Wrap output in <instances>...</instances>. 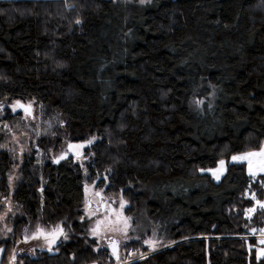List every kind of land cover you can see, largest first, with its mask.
Segmentation results:
<instances>
[{"label": "trees", "instance_id": "obj_1", "mask_svg": "<svg viewBox=\"0 0 264 264\" xmlns=\"http://www.w3.org/2000/svg\"><path fill=\"white\" fill-rule=\"evenodd\" d=\"M5 98L51 104L75 140L97 134L86 151L90 173L107 176L99 186L122 191L130 210L147 198L177 222L182 241L129 264H264L255 238L239 237L261 222L246 221L253 199L244 194L262 198L264 177L251 180L245 163H227L218 181L207 172L264 141V0H0ZM33 163L12 195L24 214L14 238L35 221H60L72 235L56 253L16 264H113L76 219L79 167L45 163L41 183ZM10 166L2 153V193ZM10 245L0 241V264Z\"/></svg>", "mask_w": 264, "mask_h": 264}, {"label": "rangeland", "instance_id": "obj_2", "mask_svg": "<svg viewBox=\"0 0 264 264\" xmlns=\"http://www.w3.org/2000/svg\"><path fill=\"white\" fill-rule=\"evenodd\" d=\"M17 101L25 106L30 104V114L26 113L19 106L13 111V105H16ZM197 101H202L203 103L205 98H197L194 96L191 99V104L196 107L201 106L202 103L198 104ZM100 139L97 134H87L82 140H75L69 130L66 118L51 104H43L30 98L24 100H7L5 98L0 101V155L6 153L11 158L6 192L2 193L0 188V241L6 239L11 241V245L8 248V264L18 263V256L21 255L35 257L37 253L43 251L54 254L56 253L55 247L60 242L68 241L72 235L69 226L67 225L66 227L60 221L50 224L35 221L22 228L20 238H14V223L20 218H23L24 214L21 207L13 202L12 195L19 182L22 181L21 170L25 162L31 158L34 160L33 167L38 171L37 174L39 175L41 183H44L41 170L45 163L57 164L71 158L72 162L79 167L83 200L77 209L78 216L76 219L81 224H85V235L96 242L95 251L107 249L108 254L112 255L109 252V244L113 240L118 242L119 261L115 259L113 264H129L133 261L140 260L141 254L145 258L182 241L177 240V235L181 231L177 222L175 223V220L166 211L159 210L155 212L153 209L148 208L146 205L147 198L143 199L139 210L134 211L129 209L130 203L123 197L122 191L118 193H106L105 188L99 186L103 179L106 181L107 176H95L90 173V167L93 165V154L88 153L86 150ZM89 141L92 142L88 143ZM70 144L83 145L78 150L79 155H77L76 149H69L68 146ZM261 146H264V141H262ZM259 149L235 153L227 161L223 160L225 165L220 177L224 174L227 163H245L246 172L249 175L247 162H233L232 157L246 152L258 151ZM61 156H64V158L60 159ZM219 167L218 163L211 169L218 170ZM207 172L210 173L214 181H218L212 171L208 169ZM262 176L264 177V173H258L255 177L250 176V178L251 180H256ZM262 182L264 185V179ZM141 190H144L142 186H140ZM252 194L255 193L247 191L244 197H252ZM255 197L256 200L264 202V194L262 198H258L256 195ZM121 198L125 201V207L123 209L120 207ZM256 200H253V205L249 207H255L256 211L249 213L247 211L249 208H247L244 215L248 222L249 220L251 222H261L258 223L259 226L257 227L247 225L249 227L246 231L249 234H244L245 236L239 237L245 239L255 238L256 250L250 248V244L248 243L247 250L253 249L257 256V250L264 248V244L260 243L264 239V234L261 231L264 230V217L263 220L260 217L264 215V209H261L256 204ZM102 205L103 209H101ZM118 215L128 218L127 222L129 227L127 229V235L121 231L124 225L122 221L117 222ZM98 222H102L100 224V232L94 236L92 230L97 227ZM56 226L63 228L68 239L65 240L61 236L57 243L52 246L51 251H49V245L43 236H39L36 239L32 238L33 234L37 232L38 227L45 232H50ZM25 237H28V239L25 240ZM146 240L156 241L155 250L145 244ZM132 242L135 243V246H133L134 252L130 250L126 252L124 249L125 245ZM1 253L2 251H0ZM130 253L134 254L129 255ZM103 264H109V260H106Z\"/></svg>", "mask_w": 264, "mask_h": 264}, {"label": "snow or ice", "instance_id": "obj_3", "mask_svg": "<svg viewBox=\"0 0 264 264\" xmlns=\"http://www.w3.org/2000/svg\"><path fill=\"white\" fill-rule=\"evenodd\" d=\"M141 3H144L145 0H140ZM82 23L81 20L77 19L76 20V24H80ZM197 103H202V101H197ZM19 106L21 108L24 109V111L26 113H30L31 112V105L29 104L28 106L22 105L20 104L19 101L16 102V105H13V111H15L16 107ZM92 141H89L88 143H91ZM69 149H76L77 150V155H79V149L83 147V145H72L70 144ZM64 156H61L60 159H63ZM233 162H247L248 165V172L249 175L252 177H255L258 173H264V146H261L260 149L258 151H253V152H246L243 153L241 155H234L232 157ZM224 165L225 162L223 160L219 161V169L218 170H212L209 169V171H212L213 175L216 177L217 180H219L220 178V174L223 172L224 170ZM201 171H204L203 169H201ZM253 200H256L255 194H252L251 197ZM256 204L259 205V207L261 209H264V202L260 201V200H256ZM121 209H123L125 207V201L121 198V204H120ZM249 213H254L256 211L255 207L249 208L247 210ZM123 222V229H121V231L124 232L125 235H127V229L129 227L128 224V218L126 217H120L118 215V219L117 222ZM102 222H98L97 227L94 228L92 230L93 235H98L100 232V224ZM9 231H11V229H9ZM262 234H264V230H261ZM39 236H43L46 243L49 245V251L52 250V246L55 245L57 243V241L59 240V238L61 236H63V238L65 240L68 239L67 234L64 232L63 228L61 226H56L55 228H53L50 232H45L43 229L41 228H37V232L35 234H33L32 238L36 239L39 238ZM28 237H25V240H27ZM155 243L156 241L154 240H146L145 244H147L150 248H152L153 250H155ZM261 244H264V239H262L260 241ZM109 247H111L112 249V254L114 256H116L117 260L119 261V253H118V249H119V244L117 241L113 240L110 242ZM0 251H3L2 249H0ZM134 253H130L129 255H133ZM262 256H264V248L258 249L257 250V259H260ZM141 259L144 258L143 254H141L140 256Z\"/></svg>", "mask_w": 264, "mask_h": 264}, {"label": "water", "instance_id": "obj_4", "mask_svg": "<svg viewBox=\"0 0 264 264\" xmlns=\"http://www.w3.org/2000/svg\"><path fill=\"white\" fill-rule=\"evenodd\" d=\"M30 114V113H28ZM101 209H103V205L101 206ZM110 252L112 253V249H110ZM114 258L117 260L116 256H114Z\"/></svg>", "mask_w": 264, "mask_h": 264}, {"label": "flooded vegetation", "instance_id": "obj_5", "mask_svg": "<svg viewBox=\"0 0 264 264\" xmlns=\"http://www.w3.org/2000/svg\"><path fill=\"white\" fill-rule=\"evenodd\" d=\"M111 249V247H109Z\"/></svg>", "mask_w": 264, "mask_h": 264}]
</instances>
